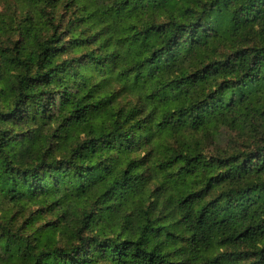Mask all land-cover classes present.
Returning <instances> with one entry per match:
<instances>
[{"label":"trees","instance_id":"trees-1","mask_svg":"<svg viewBox=\"0 0 264 264\" xmlns=\"http://www.w3.org/2000/svg\"><path fill=\"white\" fill-rule=\"evenodd\" d=\"M20 2L0 14V262L264 264V0ZM224 128L254 149L208 159ZM156 134L173 172L146 197Z\"/></svg>","mask_w":264,"mask_h":264},{"label":"rangeland","instance_id":"rangeland-1","mask_svg":"<svg viewBox=\"0 0 264 264\" xmlns=\"http://www.w3.org/2000/svg\"><path fill=\"white\" fill-rule=\"evenodd\" d=\"M21 0H0V14L2 15V18L9 17L13 21H19L18 19L21 17V13L23 12V9L21 8ZM10 19H7L8 25L12 24ZM16 27V25H14ZM17 30L14 28L13 31ZM80 30V29H79ZM102 29H94L92 28L93 33H98ZM83 38L86 35H82L77 33L76 37ZM3 42H6V39H0V46L3 44ZM83 53L82 50H79L74 53L75 56H80ZM73 56V55H72ZM98 76V73L95 72V70H92L90 72V76ZM103 75L108 78L109 76L112 75V72H109L108 70H104ZM114 85L110 87L112 91L115 89H119V85L116 83L115 78H113ZM118 97L121 96L124 98L122 94V90L118 91ZM187 136H190V134H187L186 137L183 139L187 140ZM198 140H202L203 136L201 134L199 135H194ZM250 139V140H248ZM255 140L251 139L248 135H240L238 132L231 131L229 129H222L220 131V134L215 138V139H209L208 142H205L204 147V155L208 158L211 159L212 156L217 155L218 150L220 151H226L230 152V154L234 153L235 151L243 152L249 149H254L253 143ZM172 140L169 136H163L160 134H156V136L153 138L152 143L150 146H144V142H141V148L138 150L137 156H141L142 158H146L147 162V167L148 170L146 171L145 177L147 179L146 186L148 190L151 192H147L146 197L153 196L152 192L160 188L161 182L167 178L168 173L173 172L171 169H167L166 172L161 169L160 167V159H163L164 153L166 151V146L168 144H171ZM157 149V150H156ZM177 166H174V169H176ZM165 190L169 191L171 188H174L172 185L165 183ZM163 188V184H162ZM165 204L162 202L161 208L163 209ZM156 216H159V213L156 212ZM162 223L168 221L171 219L172 214L170 215L169 213L166 214H160ZM159 216V217H160ZM164 216H167L165 218ZM0 264H2L0 262Z\"/></svg>","mask_w":264,"mask_h":264}]
</instances>
